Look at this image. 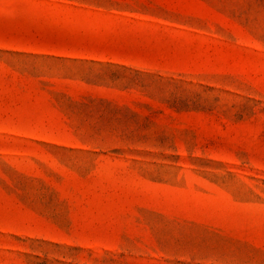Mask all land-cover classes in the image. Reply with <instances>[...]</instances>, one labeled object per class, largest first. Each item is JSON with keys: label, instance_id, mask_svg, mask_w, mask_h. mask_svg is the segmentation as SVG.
<instances>
[{"label": "rangeland", "instance_id": "obj_1", "mask_svg": "<svg viewBox=\"0 0 264 264\" xmlns=\"http://www.w3.org/2000/svg\"><path fill=\"white\" fill-rule=\"evenodd\" d=\"M0 264H264V0H0Z\"/></svg>", "mask_w": 264, "mask_h": 264}]
</instances>
